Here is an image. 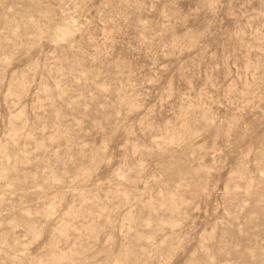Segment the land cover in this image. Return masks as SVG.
<instances>
[{"label":"rangeland","instance_id":"rangeland-1","mask_svg":"<svg viewBox=\"0 0 264 264\" xmlns=\"http://www.w3.org/2000/svg\"><path fill=\"white\" fill-rule=\"evenodd\" d=\"M0 264H264V0H0Z\"/></svg>","mask_w":264,"mask_h":264}]
</instances>
